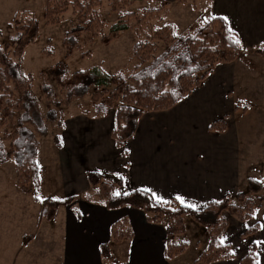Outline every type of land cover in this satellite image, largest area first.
Instances as JSON below:
<instances>
[{
	"label": "trees",
	"instance_id": "obj_1",
	"mask_svg": "<svg viewBox=\"0 0 264 264\" xmlns=\"http://www.w3.org/2000/svg\"><path fill=\"white\" fill-rule=\"evenodd\" d=\"M110 1L112 10L117 11L145 0ZM177 1L182 3L185 0ZM166 5L167 3H162L157 9L145 11L142 17L135 13L122 14L110 27L108 35L102 37L103 41L110 43L121 33L143 26L149 14L164 15L167 12ZM101 6L102 0H45L44 20L48 25H55L69 9H74L80 24L65 36L64 45L70 52L78 46L83 33L92 38L101 31L103 21L98 10ZM132 19H135V24ZM162 20L161 16L159 21ZM12 26L16 27L10 43H0V131L8 121L15 122V128L10 151H6L0 138V166L10 160L15 162L17 188L20 192L31 195L41 205L40 220L49 222L54 220L61 206H71L76 200L73 196L61 200H42L39 196L38 137L47 134L50 122L57 121L63 128L58 109L70 106L75 99L84 98L92 89L94 116L107 115L115 103L120 102L121 106L115 112V126L111 136L117 146L123 148L126 141L135 135L138 123L146 112L173 108L198 87L217 65L230 64L240 57L244 58L239 38L224 17H209L183 34H178L173 24H165L155 28L145 40L138 37L133 46L132 57L137 64L129 76L122 71L109 74L100 67L69 74L66 64H56L49 74L60 88L63 98L59 99L55 87L44 79L41 93L47 101L45 112L32 91L34 78L25 75L20 64L26 47L38 38L40 22L34 16L24 13L23 18L15 16L9 27ZM11 46H14L12 54L18 62L11 56ZM84 112L88 113L86 110ZM226 128L224 120L214 121L209 126V130L216 132H224ZM56 139L58 146H61L60 140ZM87 179L91 186V193L85 196L88 202L102 204L108 210L135 208L143 211L150 223L165 227L167 261L183 254L188 247L187 242L177 241L187 230V217L203 227L209 236L207 249L193 264H211L233 259L231 246L222 243V237L229 227L225 212L239 221H247L264 204V179L257 178L249 179L247 192H240L234 197L227 195L221 200L210 202L202 209L188 207L177 199L159 202L145 190L125 193L120 176H104L90 171ZM259 229L260 226L256 224L244 231L242 236L253 235ZM111 236L115 242L133 238L127 218L112 226ZM100 253L105 259H115L108 243L100 246ZM257 260L258 248L255 243H251L248 254L240 264H257Z\"/></svg>",
	"mask_w": 264,
	"mask_h": 264
},
{
	"label": "crops",
	"instance_id": "obj_2",
	"mask_svg": "<svg viewBox=\"0 0 264 264\" xmlns=\"http://www.w3.org/2000/svg\"><path fill=\"white\" fill-rule=\"evenodd\" d=\"M230 2L239 13L235 27L227 15H216L225 17L237 36L242 35L253 41L252 44L264 40V8L259 7L264 0ZM237 63L238 60L217 65L173 108L146 112L135 135L123 148H119L111 136L115 126L112 113L103 116L79 113L65 120L59 148L63 152L67 193L76 200L71 206H61L54 220L62 213L67 219L66 264H86L84 260L90 258L92 264H175V258L165 259L164 226L150 223L141 210L131 207L108 210L102 204L85 199L91 193L87 179L90 171L122 177L125 193L145 190L155 194L153 197L159 202L177 199L181 203L182 199L181 204L193 205L194 209H202L227 195L234 197L245 192L250 178L261 179L256 177L259 164L256 157L264 156V142L259 143L256 152H252L248 144L242 147L235 119L239 112L235 89L239 81L243 82L242 76H236ZM217 120L225 121L224 132L209 130L210 124ZM24 202L31 203L25 199ZM40 212L41 206L35 209L36 218H31L24 234L35 231L38 235L42 226L49 223L40 220ZM225 216L229 227L222 240L231 246L234 258L211 264H240L251 243L258 248L259 264H264V204L247 221H239L227 212ZM123 218L132 226L133 238L115 242L111 228ZM256 224L260 226L257 233L242 236ZM34 239L35 236L30 242ZM113 242L122 246L130 242L129 250L123 261L103 262L100 246L108 243L112 250ZM25 247L23 243L18 253Z\"/></svg>",
	"mask_w": 264,
	"mask_h": 264
},
{
	"label": "rangeland",
	"instance_id": "obj_3",
	"mask_svg": "<svg viewBox=\"0 0 264 264\" xmlns=\"http://www.w3.org/2000/svg\"><path fill=\"white\" fill-rule=\"evenodd\" d=\"M162 3H167L165 8L167 12L164 15L149 14L143 26H136L121 33L116 40L110 43L103 41L102 37L108 35L110 27L118 21L122 14L135 13L142 17L145 11L157 9ZM44 5L45 0H0V30L2 32L0 43H10L16 26L9 27V25L15 16L23 18V14L27 13L40 22L38 38L26 47L20 64L23 73L34 78L32 91L45 112L47 101L41 93V83L44 79L55 87L58 98H63L60 88L49 74L50 69L59 62L66 64L69 74L100 67L109 74L122 71L129 76L137 64L132 57L133 46L138 41V37L145 40L155 28L165 24H173L176 32L183 34L209 17L217 16L216 14L227 15L235 27L239 14L230 0H185L182 3L177 0L172 2L145 0L117 11L112 10L110 0H102V6L98 9L103 21L101 31L94 34L92 38L89 34L83 33L78 46L68 52L64 39L69 31L80 24L77 14L71 8L61 17L59 23L48 25L44 20ZM263 5L261 3L259 7L264 8ZM161 16L163 20L159 21ZM132 21L133 24L136 23L135 19ZM238 38L244 58H238L236 65V76H242L243 82L239 81L235 89L239 109L235 119L242 147L248 144L251 151L256 152L259 149V143L264 142V40L252 44L253 41H249L240 34ZM13 51L14 46H11V56L14 61L18 62V59L13 57ZM93 92L94 89L84 98L75 99L70 106L57 110L58 113L61 112L59 119L61 118L62 125L71 115L85 113V110L88 111L86 114L94 115V106L91 103ZM120 106V102L115 103L108 113L115 116L114 113ZM14 128L15 122L8 121L0 131V138L7 152L11 150ZM61 130L57 121L50 122L47 134L44 137H38L40 145L37 162L41 176L39 196L42 200L46 198L61 200L70 197L64 182L63 152L56 139L60 140ZM256 158L259 163L256 177L264 179V156ZM16 179L17 169L13 160L0 166V264H66L68 262L67 219L64 213L53 222H46L38 235L35 231L24 234L31 218L35 217V209L41 205H36L31 196L17 189ZM24 199L30 200L31 203L24 202ZM186 220L187 230L177 238V241L187 242L188 247L183 254L175 257V264H193L209 244V236L204 228L190 217ZM130 227L133 232L132 226ZM34 236L35 239L30 242ZM23 243L26 247L18 253V248L23 247ZM125 243L126 245L123 246L114 242L112 244V252L117 261H123V257L129 250L130 242L123 244ZM84 261L86 264H92V258ZM102 261L109 262V259L102 258Z\"/></svg>",
	"mask_w": 264,
	"mask_h": 264
},
{
	"label": "snow or ice",
	"instance_id": "obj_4",
	"mask_svg": "<svg viewBox=\"0 0 264 264\" xmlns=\"http://www.w3.org/2000/svg\"><path fill=\"white\" fill-rule=\"evenodd\" d=\"M117 194H119V193H117ZM153 195H155V194H153ZM178 199H180V198H178ZM181 203H184V201L182 199H181ZM187 206L188 207H194L193 205H187ZM224 239H226V238H224ZM222 243H223V240H222ZM257 264H259V260H257Z\"/></svg>",
	"mask_w": 264,
	"mask_h": 264
}]
</instances>
